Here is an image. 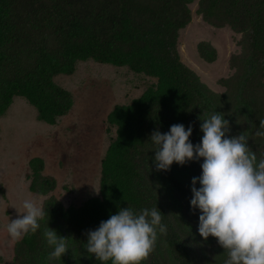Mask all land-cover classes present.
Instances as JSON below:
<instances>
[{
  "label": "trees",
  "instance_id": "16d2710c",
  "mask_svg": "<svg viewBox=\"0 0 264 264\" xmlns=\"http://www.w3.org/2000/svg\"><path fill=\"white\" fill-rule=\"evenodd\" d=\"M195 1L205 23L242 35V53L230 59L237 73L220 84L227 92L237 90V104L250 123L249 146L258 159L264 157V137L255 135L264 119V0H0V117L20 97L35 108L38 121L55 126L74 105L55 78L72 75L79 62L127 68L156 80L108 113L115 137L101 160L97 197L65 207L52 195L57 182L45 174L44 160H29L28 189L35 196L49 195L42 205L48 215L37 233L15 242L12 264H40L52 249L43 236L48 226L68 238L75 264H97L84 249L85 233L127 206L136 211L157 206L167 225L143 264H224L227 255L216 239L199 236L191 186L176 173L192 180L200 175L202 160L157 171L149 141L154 130L191 124L195 145L203 135L202 120L216 111L224 114L217 96L180 58L179 32L189 24ZM196 51L205 63L216 61L211 44L200 42ZM229 126L230 136L243 134Z\"/></svg>",
  "mask_w": 264,
  "mask_h": 264
},
{
  "label": "rangeland",
  "instance_id": "374dc122",
  "mask_svg": "<svg viewBox=\"0 0 264 264\" xmlns=\"http://www.w3.org/2000/svg\"><path fill=\"white\" fill-rule=\"evenodd\" d=\"M189 9L191 20L179 32L181 61L217 96L216 106L223 110L225 119L247 134L250 123L237 104V90L227 92L220 84L237 73L231 68L230 59L242 53V35L227 27L215 28L205 23L196 14L197 1ZM200 42L215 48L214 63L207 64L199 58L196 46ZM55 82L74 99L71 111L55 126L38 121L35 108L20 97L0 117V264H12L13 247L18 240H13L6 229L9 221L17 218V211H23V200L35 198L43 205L49 197L30 193L29 160L35 157L44 160L45 174L57 182L52 195L65 207H79L97 197L101 160L115 137V129L106 123L108 113L114 106L138 98L156 80L127 68L89 60L77 63L72 75H60ZM176 173L191 186L190 178L179 170ZM51 252L52 249L41 257L40 264H75L69 251L61 258L50 257ZM94 261L99 263L95 258Z\"/></svg>",
  "mask_w": 264,
  "mask_h": 264
},
{
  "label": "clouds",
  "instance_id": "9594fccd",
  "mask_svg": "<svg viewBox=\"0 0 264 264\" xmlns=\"http://www.w3.org/2000/svg\"><path fill=\"white\" fill-rule=\"evenodd\" d=\"M200 131L203 135L194 145L191 124H174L167 132L154 130L149 137L155 146L154 166L166 172L174 163L184 166L202 160L200 175L191 180L190 200L191 210L199 212V236L204 241L216 239L227 255L224 264H264V157L258 159L245 134L229 135L223 113L216 111L202 120ZM255 135L264 137V119ZM22 208L7 225L13 240L37 233L48 215L35 198L24 199ZM163 216L157 206L139 211L118 208L85 233L84 249L100 264H143L158 235L167 234ZM43 236L52 248L50 257L61 258L69 251L68 238L56 230L48 226Z\"/></svg>",
  "mask_w": 264,
  "mask_h": 264
}]
</instances>
